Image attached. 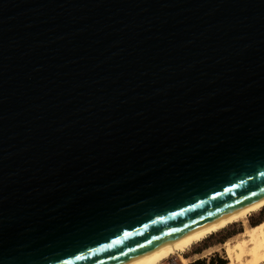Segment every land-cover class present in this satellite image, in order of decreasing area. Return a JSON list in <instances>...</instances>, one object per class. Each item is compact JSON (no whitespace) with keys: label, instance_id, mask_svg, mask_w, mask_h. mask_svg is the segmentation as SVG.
I'll list each match as a JSON object with an SVG mask.
<instances>
[{"label":"water","instance_id":"water-1","mask_svg":"<svg viewBox=\"0 0 264 264\" xmlns=\"http://www.w3.org/2000/svg\"><path fill=\"white\" fill-rule=\"evenodd\" d=\"M264 199V0H0V264H127Z\"/></svg>","mask_w":264,"mask_h":264},{"label":"bare ground","instance_id":"bare-ground-1","mask_svg":"<svg viewBox=\"0 0 264 264\" xmlns=\"http://www.w3.org/2000/svg\"><path fill=\"white\" fill-rule=\"evenodd\" d=\"M263 207L264 199L127 264H169L171 261L188 264L190 259L188 254L196 246L236 223L242 225L241 231L229 236L223 242L204 247L203 252L209 253L233 243L232 252L228 255L230 263L264 264V234L262 232L264 222L258 225L250 223V216ZM198 255L199 253H194L192 257L197 258Z\"/></svg>","mask_w":264,"mask_h":264},{"label":"rangeland","instance_id":"rangeland-1","mask_svg":"<svg viewBox=\"0 0 264 264\" xmlns=\"http://www.w3.org/2000/svg\"><path fill=\"white\" fill-rule=\"evenodd\" d=\"M261 222H264V207L260 211L256 212L255 214L250 216V223L252 225H258ZM242 230V225L240 223H236L233 226H231L228 229H225L224 231L216 234L215 236H212L211 238L205 240L202 244H199L196 246L190 254H188L189 263L188 264H237V262L230 263L229 262V254L232 252V244L226 245L225 247L211 251L209 253L203 252V248L223 242L226 238L229 236H232L236 234L237 232ZM264 234V228L262 230ZM233 233V234H232ZM194 253H199L197 258L192 257ZM193 258V259H192ZM222 261V262H221ZM168 264V263H167ZM169 264H178L177 261H171Z\"/></svg>","mask_w":264,"mask_h":264},{"label":"trees","instance_id":"trees-1","mask_svg":"<svg viewBox=\"0 0 264 264\" xmlns=\"http://www.w3.org/2000/svg\"><path fill=\"white\" fill-rule=\"evenodd\" d=\"M222 262V261H221Z\"/></svg>","mask_w":264,"mask_h":264}]
</instances>
